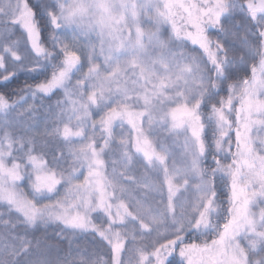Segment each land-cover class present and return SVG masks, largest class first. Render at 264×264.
<instances>
[{"label": "snow or ice", "instance_id": "6c2138e0", "mask_svg": "<svg viewBox=\"0 0 264 264\" xmlns=\"http://www.w3.org/2000/svg\"><path fill=\"white\" fill-rule=\"evenodd\" d=\"M0 264H264V0H0Z\"/></svg>", "mask_w": 264, "mask_h": 264}]
</instances>
